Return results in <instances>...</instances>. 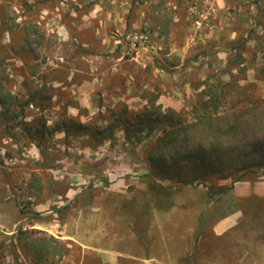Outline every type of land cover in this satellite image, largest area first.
<instances>
[{"label":"rangeland","instance_id":"obj_1","mask_svg":"<svg viewBox=\"0 0 264 264\" xmlns=\"http://www.w3.org/2000/svg\"><path fill=\"white\" fill-rule=\"evenodd\" d=\"M261 8L264 16V6ZM257 14L250 0H0V98L5 101L0 104V264L16 262L15 248L4 234L8 231L17 230L19 250L27 255L24 206L43 201L46 191H64L68 180L61 181L64 174L57 172L62 162L67 170H82L80 161L99 155L80 153L79 147L89 137L73 131L65 139L66 153L63 134L34 133L35 122L45 121V128L50 129L64 115L103 126L111 120L107 110L125 105L137 113L153 97H157L156 104L162 100L165 110L164 102L174 103L175 111L188 110L194 99L189 79H204L208 71L219 73L226 59L224 48L234 40H249L241 57L247 70L237 75L245 77L240 84H253V36L264 34L261 27H254L253 35V16ZM145 33L143 41L140 38ZM196 55L199 60L194 62ZM259 61L258 55L257 64ZM220 78L228 80L226 75ZM258 86L264 97V83ZM40 90L42 97L38 96ZM32 92L38 97L34 95L30 101ZM26 101L36 105L27 106ZM99 114L107 118L101 120ZM114 134L112 143L106 141L100 147L96 169L98 165L106 168L107 174L124 161L130 166L126 174L135 179H127L121 187L129 199L105 194L103 200L128 202V209L122 207L128 219L134 218L131 211L141 203L149 209L155 202L166 209L177 200L179 206L172 208L171 217L184 230L187 226L192 230L186 233V241L165 242L169 249L178 251L187 245L191 264L199 254L203 264H264V200L231 197L237 184L253 186V181H264V167L244 171L231 162L237 154L253 161V141L239 145V152L231 156L215 159L205 154L202 167L194 171L199 163L195 155L176 165L173 158L183 153H161L154 139L131 146L123 143L120 129ZM84 168L86 172L95 170L91 165ZM202 171L206 173L202 184L195 181L189 189L181 184V178L190 180ZM154 184H163L164 189ZM104 187L91 186L86 199ZM174 193L179 199L172 197ZM233 208L238 213L231 218L235 226L213 236L207 223ZM259 212L261 216H256ZM83 216H89V211H83ZM169 220L164 222L165 234L172 232L174 221ZM201 222L205 225L199 227ZM34 236L31 238H39L41 244L40 237Z\"/></svg>","mask_w":264,"mask_h":264},{"label":"trees","instance_id":"obj_2","mask_svg":"<svg viewBox=\"0 0 264 264\" xmlns=\"http://www.w3.org/2000/svg\"><path fill=\"white\" fill-rule=\"evenodd\" d=\"M250 1L258 11V14L253 16V35L254 27H261L264 33V22H262L264 16L261 8L264 6V0ZM248 41L241 39L229 42L223 51L226 59L223 62V68L218 70L219 73L208 71L204 79L187 81L194 98L190 100L188 110L175 111L170 108L165 110L160 104H156L157 97H153L149 98L147 104L137 113H132L125 105L117 110H107L111 120L103 126L89 122L86 124L76 122L61 115L50 129L45 128L43 120V122H35L34 133L42 136L46 131L49 135L62 133L64 141L62 147L66 153L69 152L65 139L69 132L86 134L89 141L79 147V152L84 154L92 152L91 154L98 155L102 152L100 147H104V142L112 143L115 131L120 129L123 134V143L127 142L132 146L135 143L154 139L156 148L161 153H173V155L183 153V156L173 158L172 163L176 165L183 161L189 162L190 155H195L199 163L193 166L194 171L202 167L205 154L215 159L223 155L231 156L239 152V145H246L253 141V161L241 158L237 154L231 162H236L244 171L252 168L254 172L264 167V97L258 86L259 82L264 83V34L253 36V41L256 42L253 45V84H240L241 81H245V77L239 78L237 74L247 70V66H243L241 57ZM258 55L259 64L256 62ZM194 59L196 62L199 56L196 55ZM217 74L226 75L228 80L223 81L220 78L222 76L219 77ZM36 94L32 92L30 101ZM38 94L41 96L43 93L40 90ZM30 101H26L25 105L28 106ZM0 104L5 105L2 98H0ZM30 105L34 106L36 103L33 102ZM99 117L101 120L107 118L102 114H99ZM98 135H104V138L99 139ZM75 161L78 163V160ZM99 162L100 160L93 161L91 157L86 158L80 161L82 170L70 171V174L84 180L88 187L107 185L106 175H111H108L110 171L106 174V168L100 169L99 165L96 169L95 165ZM87 165L93 166L95 170L83 171ZM63 167L65 166H62V170H64ZM205 175L206 173L202 171L199 176L192 177L190 180L181 178V184L190 186L197 181L200 185ZM59 179L65 181L64 177ZM154 185L164 189L160 184Z\"/></svg>","mask_w":264,"mask_h":264},{"label":"crops","instance_id":"obj_3","mask_svg":"<svg viewBox=\"0 0 264 264\" xmlns=\"http://www.w3.org/2000/svg\"><path fill=\"white\" fill-rule=\"evenodd\" d=\"M142 14L144 18L145 12ZM147 21L150 23V19ZM172 25L171 22L170 28ZM153 31L155 34L158 33L156 27ZM153 72H155V68ZM157 103L163 102L159 99ZM163 106L177 110L172 102H164ZM100 157L101 154L98 155V158L91 157V159L97 160ZM119 162L120 167L116 171L110 172L111 175H106L108 184L105 185L103 191H93V196H90V199H86L90 187L86 186V182L79 179L78 176L70 174L66 164L62 162L63 165L61 164L58 171L52 170L63 173L65 181L68 180V182H66L62 193L53 190L46 191L47 197L43 201L27 204L28 207L24 206L22 224L25 227L22 228V231H28L25 236L26 245L29 248V250L26 249L27 255H23V252L21 253L19 250L17 230L4 233L10 237L15 248L16 262L13 264H191L188 259L190 253L187 245L183 247L184 249L180 248L175 251L169 249L165 244V242H174L176 239L188 240L186 233H191L190 230H192V226L187 229V225L184 230L183 227L179 226L178 220H173L171 217L172 208L179 206L177 200L176 203L175 200L170 202L166 209H162L155 202L149 204V209L142 203L138 204L139 206H135L136 209L131 211L135 219L124 217L125 213L122 212V207L128 209V202L103 200L105 194L129 199V193L121 187H125L124 181L130 178L135 179V177L126 174L130 171L128 163ZM73 163H76L74 159ZM116 164L118 165V162ZM62 166H65L63 167L64 170H62ZM189 188L192 186L187 189ZM176 193L172 197L179 199ZM208 196L210 194L207 195V198ZM231 197L233 199L253 197L264 200V181H253V186L251 184L238 186L237 184L231 189ZM29 198L31 197L29 196ZM130 198H134V196L132 195ZM206 202L209 204L210 201L206 200ZM109 207H111L112 212H109ZM87 210L89 216L84 217L83 211ZM41 211L44 213L40 214ZM146 213H148V218H144ZM60 214L63 216L62 219L59 218ZM237 214V210L233 208L224 215H217L208 223L206 220L202 219V221L210 225L213 236L220 235L235 226V222L231 218ZM41 215L44 218L41 219ZM259 215L261 216L260 212L256 214V216ZM165 219L174 221L170 225L172 231L170 234L164 233ZM137 222L139 224H136ZM204 223H199V227L205 225ZM35 230L38 232L36 233ZM198 233L200 232L198 231ZM30 235H37L42 243L38 244L39 238H31ZM197 236L199 238V234ZM258 241L261 239L258 238ZM31 248L32 257L29 256ZM200 256L203 255H195L196 264H203V261L200 263L198 259ZM24 257L25 259H23Z\"/></svg>","mask_w":264,"mask_h":264},{"label":"built area","instance_id":"obj_4","mask_svg":"<svg viewBox=\"0 0 264 264\" xmlns=\"http://www.w3.org/2000/svg\"><path fill=\"white\" fill-rule=\"evenodd\" d=\"M146 38H147V33H145L143 36H141L140 39H143V41H145Z\"/></svg>","mask_w":264,"mask_h":264}]
</instances>
